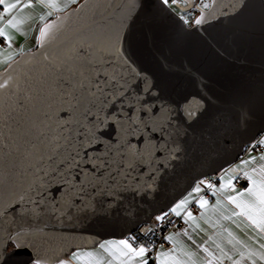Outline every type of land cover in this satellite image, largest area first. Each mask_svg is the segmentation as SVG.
Listing matches in <instances>:
<instances>
[{
  "label": "snow or ice",
  "instance_id": "6c2138e0",
  "mask_svg": "<svg viewBox=\"0 0 264 264\" xmlns=\"http://www.w3.org/2000/svg\"><path fill=\"white\" fill-rule=\"evenodd\" d=\"M153 2L159 14L144 17L146 42L170 13L178 21L171 48L195 41L198 50L231 63L239 58L234 52L259 39L257 63L264 69V16L244 15L250 0ZM257 2L264 10V0ZM145 3L0 0V264L13 253L27 257L25 264H83L86 257L93 264L94 253L82 251L90 235L81 225L101 216L135 220L165 174L184 161L188 126L209 104L216 110L195 137L211 149L209 159L236 148L264 116V71L221 100L187 57L177 63L161 55L164 72L189 77L199 89L180 103L163 96L127 48ZM225 204L232 211L222 219L240 235L224 228L227 238L220 239L222 223L202 225L198 218ZM90 246L104 255L95 264H264V132L243 143L234 161L196 178L137 232L96 238Z\"/></svg>",
  "mask_w": 264,
  "mask_h": 264
},
{
  "label": "water",
  "instance_id": "95a60500",
  "mask_svg": "<svg viewBox=\"0 0 264 264\" xmlns=\"http://www.w3.org/2000/svg\"><path fill=\"white\" fill-rule=\"evenodd\" d=\"M148 12L159 14L153 0H146L144 8L129 28L127 36L128 52L141 68L155 76L163 96L171 101L180 103L189 95H197L199 89L195 81L189 77H177L164 72L158 59L161 55L168 56L170 60L177 63L187 57L193 66L207 77L209 93L221 100L226 99L238 86L246 84L250 76L254 74L258 79L261 72L264 71L257 63L260 53L259 39L251 49H242L239 53L234 52L233 57L239 58L234 59L231 63L213 57L206 50H198L195 41L183 50L171 48L170 34L177 27L178 21L170 13L165 14L164 26L154 29V39L151 42H146L144 39L146 31L144 17ZM244 15L259 20L264 16V10L260 8L257 0H250L249 7L245 10ZM244 56H247L249 62L245 63L243 61ZM4 67L0 69V73H3ZM215 110V106L209 104L208 111L198 121L188 126L189 136L184 140L186 149L184 161L177 163L171 173L165 174L155 199L145 201L144 208L141 209L135 220L115 216L111 218L101 216L81 225L80 230L84 234L90 235L87 237L88 247H91L93 239L96 238H122L131 232H136L140 225L150 222L157 212L166 210L175 199L192 186L196 178L200 175H212L225 164L234 161L241 154L243 143L264 132V116H262L250 128L236 148L214 159H209L208 153L211 149H208L205 143L195 137L200 136L207 130L209 118ZM202 165L204 166L202 167ZM26 260L27 257H18L13 253L8 256L6 264H25Z\"/></svg>",
  "mask_w": 264,
  "mask_h": 264
},
{
  "label": "crops",
  "instance_id": "0c3cea01",
  "mask_svg": "<svg viewBox=\"0 0 264 264\" xmlns=\"http://www.w3.org/2000/svg\"><path fill=\"white\" fill-rule=\"evenodd\" d=\"M25 2H27V0H25ZM36 11H37V13L39 12L38 9ZM30 12H31V10H26V13H30ZM2 26H3V24L0 23V27H2ZM27 33H28V37H31L32 30L31 29H27ZM28 37H25V39L23 41L25 43V51H27L28 48L31 46V42L28 39ZM3 61H4V57L0 56V69H2L5 66ZM231 211H232L231 207L226 205V204L222 208H220L218 212L217 211H213L211 206H209L205 216L202 219L198 218V222H200L202 225H203L204 221L217 222L218 224L222 223L223 224V228L218 226L217 229H216L217 233H223V236L220 237V239H226L227 238V232L223 231L224 228H228L229 230L234 231V234L240 235L238 230L235 229V226L232 224L231 221L222 219V217H226V216L231 215ZM236 223L240 224L241 227H243L246 222L243 221L242 218H238L236 220ZM212 234L213 233L211 231H208L206 234L205 233H200L199 236H198V242H202L204 239H207L208 235H212ZM176 241H177V244L180 247H183V243H184L183 238L176 237ZM82 251L93 252L94 253L93 257L91 258V260L93 261V264H95V261L97 259H103L104 258L103 254L97 256L96 255V249L93 248V247L84 248V249H82ZM88 260H89V258L86 257L84 262H83V264H88Z\"/></svg>",
  "mask_w": 264,
  "mask_h": 264
},
{
  "label": "built area",
  "instance_id": "2783aa9c",
  "mask_svg": "<svg viewBox=\"0 0 264 264\" xmlns=\"http://www.w3.org/2000/svg\"><path fill=\"white\" fill-rule=\"evenodd\" d=\"M193 211H196V209L194 208ZM140 226H141V225H140ZM140 226H139V228H140ZM181 227H183V225H181ZM139 228H138V230H139ZM138 230H137V231H138ZM164 230H166V229H162V231H164ZM137 231H136V232H137ZM170 231H174V229H171Z\"/></svg>",
  "mask_w": 264,
  "mask_h": 264
}]
</instances>
